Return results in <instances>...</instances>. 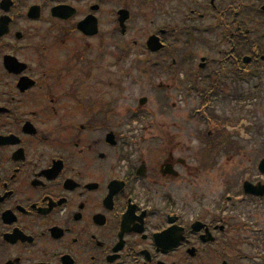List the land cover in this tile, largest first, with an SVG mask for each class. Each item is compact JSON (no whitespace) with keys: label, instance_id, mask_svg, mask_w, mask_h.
I'll return each mask as SVG.
<instances>
[{"label":"flooded vegetation","instance_id":"af4514ba","mask_svg":"<svg viewBox=\"0 0 264 264\" xmlns=\"http://www.w3.org/2000/svg\"><path fill=\"white\" fill-rule=\"evenodd\" d=\"M124 9L125 36L117 20ZM158 27L164 48L150 54L141 43ZM9 60L26 69L8 74ZM233 76L259 82L242 86ZM23 78L33 87L21 91ZM263 79L264 0H0V264H212L217 255L227 257L219 264H264V228L256 227L264 198L242 191L245 181L258 183L246 179L251 166L243 180L229 174L232 185L211 201L194 195L206 183L201 174L255 140L227 131L234 119L221 118L217 105L263 100ZM139 88L158 112L128 105L121 113ZM191 96L208 101L210 130L183 132L178 104ZM113 184L121 189L109 195ZM189 190L191 222L182 214ZM173 227L182 241L165 253L155 237L175 246L179 235L166 236ZM203 232L213 241L202 243ZM187 250L197 259H174Z\"/></svg>","mask_w":264,"mask_h":264},{"label":"rangeland","instance_id":"374dc122","mask_svg":"<svg viewBox=\"0 0 264 264\" xmlns=\"http://www.w3.org/2000/svg\"><path fill=\"white\" fill-rule=\"evenodd\" d=\"M107 10V9H105ZM107 17L105 16V19ZM148 29V28H147ZM22 31L25 33L26 32V27L25 25H22ZM201 52V51H200ZM200 52L197 53V55L199 56L200 55ZM28 58H31V57H28ZM28 61H31V59H25V62L27 63H30ZM194 68V66H192ZM2 82H6L5 79H1ZM9 83H11V81L8 80ZM132 97L131 99L132 102H124L122 104H120V111L121 113L124 112L126 110L125 107H127L128 105H131L132 108H136L137 104L134 105V101L135 99H139L141 97H146L147 98V102H146V105H145V108H148L150 109L152 107V102L150 101L151 100V96H150V93L146 90H143V89H139V90H131L130 91ZM200 101H195L193 100L192 98H190L187 102L184 103V106L178 104V107L181 108V113L179 114V117H180V122L182 123V126H183V132L184 133H187L191 130V128H194L195 130H205V131H208L210 130V128H208V126L206 124H197L196 123H187L189 120L187 119V117H192L191 116V113L194 111V110H201V109H204L202 103H199ZM223 104H220V105H217L216 107V111H217V114L219 113V115L221 116V118L223 117L224 119H227L229 117L233 118L234 121L233 123L229 124L231 127H234L236 128V130H239L241 133L242 132H245V133H249V135H252L253 138H255V140L253 139V141H250L249 144L247 143V146L246 149L243 151L242 153V156L244 155V159L243 157H236V158H232L231 160H223V161H220L219 162V165L215 168V171L213 173H211L209 175V177H206V176H203L201 174L200 176V182L202 181H206V183H203L201 184L200 188H198V193L194 194V195H204L208 198L205 197L206 201H211L214 197L217 196L218 192L220 191V186L224 185V184H228L230 183L232 185V183L230 182V179H232L233 176H230L229 174H234V175H237L238 179L239 180H243V176L242 174L240 173L241 171H243V168L245 167H248L251 166L252 167V174L251 175H254V177H251L250 176H246V179L248 181H261V182H264V177L262 176H259L258 172H257V165L259 163V161L264 158V94H263V100L261 99H258L257 102L253 103V102H248V103H245L243 105H247L246 107H238V106H235L233 104H231L230 102H228L227 105H223ZM233 106H235L236 108V113L233 115L231 114L230 112H232V110H230ZM144 108V107H143ZM225 111V112H223ZM226 113L224 116L223 114ZM234 113V112H232ZM183 122H182V121ZM225 122V121H224ZM223 123V122H222ZM260 125L261 127V130H262V138L260 140H257V136L254 134L255 130H257L256 127H258ZM227 131H232V129L230 128H226ZM183 133L180 132L179 133V136H178V142L180 143V146L183 145L184 143V149H186V145H185V142H184V138H183ZM256 136V137H255ZM258 143H263V145L260 147ZM192 152L194 153L193 149H192ZM215 173V174H214ZM227 175H229L227 177ZM257 175V178L255 177ZM203 185H208V187H203ZM209 191V193H205V191ZM187 193V194H186ZM224 195L226 193H223ZM181 196H183V199H182V204H183V212L182 214L184 215V217L186 218V221L187 222H191L192 218L196 213H192V208H188L185 210L184 206L187 204V198L189 197H192L193 194L191 192V190H189L188 192L187 191H184ZM181 196H180V199H181ZM188 196V197H187ZM153 205V204H152ZM262 207L260 208L259 210V213H260V224L259 225H256L257 228H264V203L261 204ZM259 205V206H261ZM155 207H160V205L158 204V202H155ZM192 221H195L192 220ZM246 221V217L244 220H242V222H245ZM253 226V225H252ZM244 233H248V236L251 235V231L250 229L246 232L244 231ZM247 236V238H248ZM254 244H261L260 242H253ZM237 251V250H236ZM238 253H240L238 251ZM244 253H247L249 255H252V254H256L255 251H246ZM227 257H224V256H220L218 257L217 255V258L215 261H212V264H219L220 263V260H223L224 262L225 259ZM201 259V258H200ZM203 260H208V259H214L213 257H205V258H202ZM165 261V262H169V260H164V259H161V261Z\"/></svg>","mask_w":264,"mask_h":264},{"label":"water","instance_id":"95a60500","mask_svg":"<svg viewBox=\"0 0 264 264\" xmlns=\"http://www.w3.org/2000/svg\"><path fill=\"white\" fill-rule=\"evenodd\" d=\"M125 18V17H124ZM124 18H122V20H124ZM148 45L153 49V50H156L157 49V47H156V44L153 42V40H150V42L148 43ZM8 68L9 69H12V70H17L18 72H19V70H20V65H18L17 63H15V61H13V60H9L8 61ZM27 82V81H26ZM26 82H24L23 84H22V86H26ZM141 103H144V101H141ZM260 169L262 170V171H264V161L261 163V165H260Z\"/></svg>","mask_w":264,"mask_h":264}]
</instances>
